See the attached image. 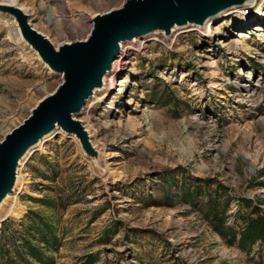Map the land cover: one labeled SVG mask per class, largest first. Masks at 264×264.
Instances as JSON below:
<instances>
[{
	"label": "rangeland",
	"instance_id": "1",
	"mask_svg": "<svg viewBox=\"0 0 264 264\" xmlns=\"http://www.w3.org/2000/svg\"><path fill=\"white\" fill-rule=\"evenodd\" d=\"M124 2L18 6L58 48L85 40L93 15ZM237 10L251 17L249 25L239 18L223 24L235 14L222 13L205 33L189 26L169 38L155 32L123 43L107 84L76 116L95 156L65 133L37 145L10 196L21 215L0 221V231L10 228L0 232V247L13 256L24 237L52 264H264V242L249 252L229 246L202 209L220 184L226 228H242L250 211L244 201L264 211V0ZM6 21L14 22L0 14V141L62 81L27 43L10 37ZM40 81L43 94L34 90ZM195 179L211 185L201 183L192 204L185 191ZM43 222L53 228L54 247L37 231ZM21 250L15 264H39Z\"/></svg>",
	"mask_w": 264,
	"mask_h": 264
},
{
	"label": "water",
	"instance_id": "2",
	"mask_svg": "<svg viewBox=\"0 0 264 264\" xmlns=\"http://www.w3.org/2000/svg\"><path fill=\"white\" fill-rule=\"evenodd\" d=\"M250 1L125 0L121 7L93 16L92 30L85 40L61 43L58 48L31 26L21 9L1 5L0 14L13 18L23 41L62 81L0 141V203L13 190L20 160L56 128L75 136L87 156H95L86 130L74 117L82 112L93 90L103 88V78L111 71L123 43L153 32L169 38L173 27L202 28L225 11L246 7Z\"/></svg>",
	"mask_w": 264,
	"mask_h": 264
},
{
	"label": "trees",
	"instance_id": "3",
	"mask_svg": "<svg viewBox=\"0 0 264 264\" xmlns=\"http://www.w3.org/2000/svg\"><path fill=\"white\" fill-rule=\"evenodd\" d=\"M264 110V106H262ZM201 183L205 187L211 185L209 180L205 179H195L193 190H190L189 187L185 191V198L192 204L193 199L196 193L202 189ZM224 190V187L220 184H217L214 195L209 196L207 203L203 205L202 209L204 211V217L207 219L211 228L216 232L229 246L234 244L242 250L243 252H249L251 247L257 242H264V211L261 210L257 205L251 206L249 202L244 201L247 207H250V211L242 216V228L239 229L238 233L235 232L232 228L225 227L226 213L228 207V199L223 200L220 196V191ZM243 202V200H242ZM32 214H29L28 217H31ZM27 217V218H28ZM10 229L8 226H4L1 233H4L5 230ZM42 229L48 234H42V240L45 246L52 245L55 246L57 239L53 235V228L48 224L43 222L39 228L38 232L42 233ZM12 237V236H11ZM27 250L30 256L39 264H52L47 258L44 259V254L41 252L37 245H33L30 239L21 238V247L14 248V255L12 256L6 244H2L0 247V263L2 264H15V257L22 258V250ZM2 261V262H1Z\"/></svg>",
	"mask_w": 264,
	"mask_h": 264
},
{
	"label": "bare ground",
	"instance_id": "4",
	"mask_svg": "<svg viewBox=\"0 0 264 264\" xmlns=\"http://www.w3.org/2000/svg\"><path fill=\"white\" fill-rule=\"evenodd\" d=\"M257 1V0H256ZM256 1H254V0H251L250 1V5H253V4H255L256 3ZM13 5V6H16V7H18L19 9H21L24 13H26L24 10H27V8L26 7H24L23 5H20V6H18L19 4H18V0H0V6L1 5ZM24 10H23V9ZM81 10H83V11H87L88 12V10L86 9V8H84V7H79ZM238 9H240V8H238ZM229 11H231L230 13H227V12H229ZM223 14H225V15H222L221 16V18H228V17H230L232 14H235L231 19H227L226 21L224 20V23L223 24H225L226 22H229V21H235V20H237V18H239L240 19V22H241V24H242V26L244 27V26H246V25H249L250 23H251V21H252V19H251V17H248V16H246V15H244L243 13H242V11L241 10H237V8H233V9H230V10H228V11H225ZM93 16H95V15H93ZM92 16V17H93ZM13 19V18H12ZM49 19H52V17L50 16L49 17ZM6 23L7 24H9L10 25V37L12 38V37H14V38H16V40L18 41V42H20V41H22V42H24V43H26L25 41H23V39H22V36H21V33H20V29L17 27V25H16V23H15V21L13 22V21H11V22H7L6 21ZM207 23H209V21L207 22ZM205 24L202 28H199V30H201V32H203V33H205L206 31H208V27H209V24ZM15 24V25H14ZM178 28H176V27H173L172 28V30H171V33H173L175 30H177ZM186 29V28H185ZM216 30V33H218L219 32V27L218 28H216L215 29ZM153 33H155V32H153ZM152 33V34H153ZM215 33V34H216ZM145 37V36H144ZM137 41V39H134L133 41H131V43H133V42H136ZM28 45V44H27ZM30 47V46H29ZM120 47H122V46H120ZM32 50V49H31ZM33 51V50H32ZM36 55H37V57L39 58V56H38V54L35 52V51H33ZM40 59V58H39ZM47 67V66H46ZM48 68V70L50 71V72H52L51 71V69L49 68V67H47ZM110 73V71L108 72V74ZM108 74L103 78V86H105L106 84H107V76H108ZM42 84H43V82L42 81H40L36 86H35V88H34V90L35 91H37V92H42V94L44 93V89H43V87H42ZM97 91H101V89H94L93 90V92H92V95L89 97V99L87 100V101H89L91 98H94V96H95V93L97 92ZM44 96H46V95H44ZM86 101V102H87ZM76 120H77V118H76V116L74 117ZM79 121V120H78ZM11 132V131H10ZM9 131H7V132H5V135H4V137L7 135V134H9L10 133ZM56 135H64V132L61 130V129H59V128H56V129H54L51 133H49V134H47L46 136H44L33 148H31L26 154H25V156L20 160V162H19V164H18V166H17V169H16V175H15V180H14V185H13V190H12V192H15V190L17 189V188H19L20 186H21V170H22V167H23V162L28 158V156L30 155V153L33 151V149L37 146V145H39V144H41L45 139H47L48 140V138H50V137H53V136H56ZM43 144V143H42ZM24 187L22 186L21 187V190L23 189ZM12 192H10L2 201H1V203H0V221H3V219H6V218H15V219H17V218H19L20 217V215H21V211H22V209L20 208V205L18 204V202H17V199L15 200V202H13L12 204H9V201H10V196H11V193ZM4 210H6V215L5 216H3V211Z\"/></svg>",
	"mask_w": 264,
	"mask_h": 264
},
{
	"label": "built area",
	"instance_id": "5",
	"mask_svg": "<svg viewBox=\"0 0 264 264\" xmlns=\"http://www.w3.org/2000/svg\"><path fill=\"white\" fill-rule=\"evenodd\" d=\"M249 13H250L249 10H247V11L245 10V14H249Z\"/></svg>",
	"mask_w": 264,
	"mask_h": 264
}]
</instances>
